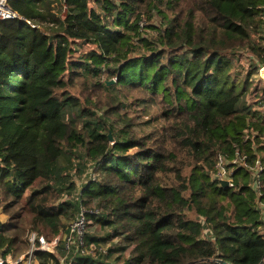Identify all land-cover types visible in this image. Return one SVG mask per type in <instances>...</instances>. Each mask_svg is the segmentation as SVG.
Masks as SVG:
<instances>
[{"label":"trees","instance_id":"16d2710c","mask_svg":"<svg viewBox=\"0 0 264 264\" xmlns=\"http://www.w3.org/2000/svg\"><path fill=\"white\" fill-rule=\"evenodd\" d=\"M9 6L18 18L0 21L2 256L18 259L33 234H63L52 252L34 253L38 264H260L264 84L254 76L264 65V0ZM78 77L97 102L72 93ZM140 105L157 108L161 128L137 130ZM75 150L79 173L89 169L79 193L60 164ZM220 160L232 187L216 179ZM82 210L84 247L68 248ZM90 220L108 227L105 238Z\"/></svg>","mask_w":264,"mask_h":264},{"label":"rangeland","instance_id":"374dc122","mask_svg":"<svg viewBox=\"0 0 264 264\" xmlns=\"http://www.w3.org/2000/svg\"><path fill=\"white\" fill-rule=\"evenodd\" d=\"M242 53H244V55L242 57L250 61V58H252V57H250L248 55V52L245 50H242ZM243 58H242V66L246 63L243 60ZM258 76H259V74L256 73L254 76V80L257 83H260L261 79ZM115 82L116 81H114V83ZM89 86H88V84L85 83V81L82 77H78V78H76V87L73 88L71 91L73 94L80 96V98L82 99L83 102L85 101L86 97L93 100L94 102H97V100H99L100 94L96 92L97 97L96 98L92 97L91 93H94V91H93L94 85H92V82H89ZM88 88H90V89H88ZM135 114L138 116V120L136 123V128L138 131H151V130L159 129L163 125V122H162V120L159 117V114L157 112V108L154 105H150L147 108H144L141 105L137 106V107H135L134 115ZM78 126H79V128H82V126H83L82 120L78 122ZM82 154H83V151L75 150L74 156H73L74 162L69 159L70 156L69 157H63L60 161V164L65 166L67 168V172L72 175V181L75 182L76 187L78 188L76 193H79V189H81L83 187V185L86 183V181L88 179L87 175H88L89 169L87 171H85L86 173H79V168L77 166L78 162L80 163V165L83 164L84 158H83ZM85 211H87V210H85ZM94 212L96 213L97 211H94ZM7 221H8V216L4 213L3 208L0 207V223H6ZM70 223L71 222L67 221V224H70ZM89 223L91 225L93 224V228H92L93 236H98V237H101L102 239L106 237L105 234H106V232L109 231L108 227L102 226V224H100V223L97 224L94 220H90ZM57 238L59 239L58 244H61L60 240H64L65 235L61 234ZM117 241H119V240H115L114 243H116ZM71 243H73V241ZM102 245H103L104 252L111 246V244H105V243H103ZM32 247H33V244L31 243V245L29 246V249L24 254L19 256L18 259L14 258L13 256H8L7 259L11 262V264H15L19 259L23 260L21 264H38L36 262V260L34 259V256L30 255V251H31ZM91 249L92 248L86 249L85 253H87L89 251L91 252ZM58 250H59V252L57 251V256L61 259V262H63L67 255L65 257L62 256L60 254L61 253L60 248ZM92 250H96V248L94 247Z\"/></svg>","mask_w":264,"mask_h":264},{"label":"built area","instance_id":"2783aa9c","mask_svg":"<svg viewBox=\"0 0 264 264\" xmlns=\"http://www.w3.org/2000/svg\"><path fill=\"white\" fill-rule=\"evenodd\" d=\"M17 14L10 8L9 0H0V21H7V20H15L17 19ZM259 78L264 84V65L260 66L258 70ZM234 164H237L235 161ZM226 162L220 160L217 168L216 179H218L221 183L228 182L229 186L232 187V183L230 180V174H232L233 170H228L226 167ZM87 218H86V211L82 210L81 214L77 217L75 221L72 222L70 225V237L67 239V247L70 248L74 245H77L81 249L84 247V237L87 230ZM74 239V240H73ZM30 241L33 244V247L30 251V255L34 256L36 251H50L52 252L55 247L59 243L58 238H54L52 241H47L44 236H37L33 234L30 237ZM73 241V243H71ZM8 257L4 258L0 253V264H11V262L7 259ZM22 259H19L15 264H21ZM197 264H214V263H203L199 262ZM260 264H264V258Z\"/></svg>","mask_w":264,"mask_h":264},{"label":"water","instance_id":"95a60500","mask_svg":"<svg viewBox=\"0 0 264 264\" xmlns=\"http://www.w3.org/2000/svg\"><path fill=\"white\" fill-rule=\"evenodd\" d=\"M113 83H114V81H111V82H108L107 84L111 85ZM109 138H110V140H112V135L111 134L109 135ZM222 185H223V187H228L229 183L228 182H222ZM211 263H214V264H229L228 262H226V261H224L222 259H215ZM190 264H197V262L190 263Z\"/></svg>","mask_w":264,"mask_h":264}]
</instances>
